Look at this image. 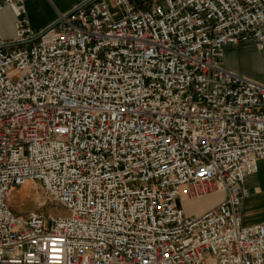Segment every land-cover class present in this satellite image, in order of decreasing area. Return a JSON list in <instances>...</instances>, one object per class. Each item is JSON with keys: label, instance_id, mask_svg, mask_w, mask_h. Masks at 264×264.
Masks as SVG:
<instances>
[{"label": "built area", "instance_id": "obj_1", "mask_svg": "<svg viewBox=\"0 0 264 264\" xmlns=\"http://www.w3.org/2000/svg\"><path fill=\"white\" fill-rule=\"evenodd\" d=\"M7 7L0 46L41 36L0 47V264H264L242 213L264 83L224 65L229 44L264 48V0H95L46 32ZM29 182L57 212L12 210Z\"/></svg>", "mask_w": 264, "mask_h": 264}, {"label": "crops", "instance_id": "obj_2", "mask_svg": "<svg viewBox=\"0 0 264 264\" xmlns=\"http://www.w3.org/2000/svg\"><path fill=\"white\" fill-rule=\"evenodd\" d=\"M83 1L85 0H25V7L32 28L36 32H41L54 24L60 14L69 13ZM7 17L12 18L13 26L15 17L9 7L0 12L1 36L9 41L13 39L14 28L11 33L5 31L3 20ZM224 65L245 77L264 83V48L260 49L252 40L227 45ZM244 189L246 192L242 206L244 223L253 225L264 221V159L259 161L258 172L246 179ZM215 195L220 198L211 208L223 197L222 193ZM258 204L261 209L256 208Z\"/></svg>", "mask_w": 264, "mask_h": 264}, {"label": "rangeland", "instance_id": "obj_3", "mask_svg": "<svg viewBox=\"0 0 264 264\" xmlns=\"http://www.w3.org/2000/svg\"><path fill=\"white\" fill-rule=\"evenodd\" d=\"M137 4H143L147 0H133ZM3 26L7 33L13 31L12 18L7 17L3 20ZM3 37V36H2ZM220 197L211 195L201 199H196L184 203L185 211L188 214H202L212 207ZM9 205L18 215H28L31 212L43 213L45 215L57 212L56 206L51 198L46 194L42 186L35 182H29L25 186L14 190L9 199ZM261 209L260 204L256 206Z\"/></svg>", "mask_w": 264, "mask_h": 264}, {"label": "water", "instance_id": "obj_4", "mask_svg": "<svg viewBox=\"0 0 264 264\" xmlns=\"http://www.w3.org/2000/svg\"><path fill=\"white\" fill-rule=\"evenodd\" d=\"M93 1H95V0H85V1H83V2H82L81 4H79L76 8H74V9L72 10V12H74V11H76V10H79V9H81V8H83V7L87 6V5H89V4L92 3ZM60 22H61L60 20L56 21L54 24H52L50 27H48V28L45 30V32L48 31L49 29L53 28L55 25H57V24L60 23ZM40 36H41V34L37 35L36 37L30 39V40L27 41V42H9V43H6V44L1 45L0 47H2V48H6V47H15V46H18V45H23V44H26V43L33 42V41L37 40Z\"/></svg>", "mask_w": 264, "mask_h": 264}, {"label": "bare ground", "instance_id": "obj_5", "mask_svg": "<svg viewBox=\"0 0 264 264\" xmlns=\"http://www.w3.org/2000/svg\"><path fill=\"white\" fill-rule=\"evenodd\" d=\"M28 184V183H27ZM26 185V184H25ZM24 185V186H25ZM219 193H221V192H218V193H215V194H219ZM215 194H212V195H215ZM208 196H211V195H208ZM207 197V196H206ZM204 198V197H203ZM201 199V198H200ZM185 202H190V201H185Z\"/></svg>", "mask_w": 264, "mask_h": 264}]
</instances>
